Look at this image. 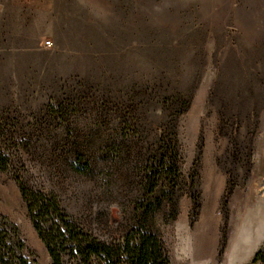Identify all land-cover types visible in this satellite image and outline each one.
<instances>
[{
  "label": "rangeland",
  "instance_id": "374dc122",
  "mask_svg": "<svg viewBox=\"0 0 264 264\" xmlns=\"http://www.w3.org/2000/svg\"><path fill=\"white\" fill-rule=\"evenodd\" d=\"M12 1L35 3L24 29ZM42 133L72 136L93 171L53 164L22 139ZM0 134L29 185L107 242L147 199L137 154L174 140L178 213L168 195L152 222L170 264H251L264 248V0H0ZM123 135L134 160L112 166L107 149ZM0 215L32 264H52L1 170Z\"/></svg>",
  "mask_w": 264,
  "mask_h": 264
},
{
  "label": "trees",
  "instance_id": "16d2710c",
  "mask_svg": "<svg viewBox=\"0 0 264 264\" xmlns=\"http://www.w3.org/2000/svg\"><path fill=\"white\" fill-rule=\"evenodd\" d=\"M22 139L34 146V153L49 158L53 164L59 162L80 174L93 171L85 158L88 152L74 143L68 134L52 137L42 133ZM118 143L119 149H107L112 166L121 165L129 157L134 160L131 146L135 143L129 142L125 135L121 136V142ZM157 144V149L144 154L147 160L141 158L142 153L137 154L136 167L141 163L147 164L144 180L148 196L135 210L132 229L121 238L107 242L74 221L63 208L57 194L29 185L24 176L27 174L26 166L21 163V159L18 164L15 162L19 152L13 154L10 139L0 134V170L8 171L15 177L29 217L46 246L52 264H170L161 237L152 230V222L168 195L171 196L173 218L178 213L176 201L173 200L175 191L171 186L178 178V152L172 139L161 137ZM128 146L130 149L124 150ZM167 182L170 187L168 192L165 186ZM25 249L18 228L0 215V264H32L24 254ZM251 264H264V248L255 254Z\"/></svg>",
  "mask_w": 264,
  "mask_h": 264
},
{
  "label": "crops",
  "instance_id": "0c3cea01",
  "mask_svg": "<svg viewBox=\"0 0 264 264\" xmlns=\"http://www.w3.org/2000/svg\"><path fill=\"white\" fill-rule=\"evenodd\" d=\"M35 3L31 2H21V1H12L11 3V9H16L17 11L11 12L12 18H15L17 22H20V24L23 25V29L25 28L26 22H27V14L28 11L33 12L35 8ZM4 20L6 19V10L3 8L2 11ZM22 20V23H21ZM21 47V46H20Z\"/></svg>",
  "mask_w": 264,
  "mask_h": 264
},
{
  "label": "built area",
  "instance_id": "2783aa9c",
  "mask_svg": "<svg viewBox=\"0 0 264 264\" xmlns=\"http://www.w3.org/2000/svg\"><path fill=\"white\" fill-rule=\"evenodd\" d=\"M46 47H50L52 44L50 41L45 42Z\"/></svg>",
  "mask_w": 264,
  "mask_h": 264
}]
</instances>
